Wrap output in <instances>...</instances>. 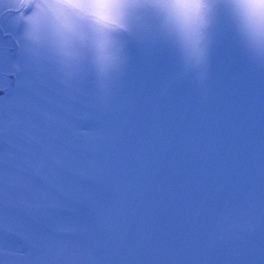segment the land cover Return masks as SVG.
I'll list each match as a JSON object with an SVG mask.
<instances>
[{
  "label": "rangeland",
  "instance_id": "obj_1",
  "mask_svg": "<svg viewBox=\"0 0 264 264\" xmlns=\"http://www.w3.org/2000/svg\"><path fill=\"white\" fill-rule=\"evenodd\" d=\"M8 2L0 15L14 20ZM130 2L125 23L151 21L164 55L136 51L104 90L89 67L41 58L34 42L26 49L15 83L29 95L9 103L59 117L53 128L69 140L88 127L83 148L95 151L69 146L65 166L29 173L27 188L0 183V224L33 231L53 252L66 242L93 249L101 264H264V50L241 34L233 0H205L218 5L214 24L202 12L184 29L187 59L164 10L151 7L158 0ZM36 11L25 21L31 38L49 14ZM117 147L130 163L110 169Z\"/></svg>",
  "mask_w": 264,
  "mask_h": 264
},
{
  "label": "snow or ice",
  "instance_id": "obj_2",
  "mask_svg": "<svg viewBox=\"0 0 264 264\" xmlns=\"http://www.w3.org/2000/svg\"><path fill=\"white\" fill-rule=\"evenodd\" d=\"M24 5L16 15L18 21L0 15V69L4 82H0V137L4 148L0 150V183L5 189L29 187L25 176L44 170L63 168L69 156V146L86 153L95 151L83 148V138L90 135L88 127L75 129L69 140L57 134L53 123L59 117L48 113L42 121L30 114H23L9 103L26 63V49L35 43L41 58L65 64L89 67L95 78L106 88L113 73L123 71L132 62L136 51L148 58L162 57L165 42L151 27V21H142L139 30H130L125 23V11L135 7L130 0H20ZM46 7L48 15L39 17L32 41L26 39L28 19L36 17L37 7ZM164 10L171 39L176 42L187 59V46L181 34L193 19L202 12L214 24L216 3L205 0H158L151 5ZM233 10L241 34L247 41L264 50V0H233L227 5ZM210 48V47H209ZM209 49L207 52L208 58ZM30 59V58H29ZM10 69V70H8ZM124 148H114L107 157L110 169H119L128 161ZM90 158V157H89ZM0 264H101L93 249L75 250L66 242L53 252L38 239L33 231L11 228L0 224ZM64 235H72L64 230ZM123 238L121 239L122 243ZM55 255L56 259H52Z\"/></svg>",
  "mask_w": 264,
  "mask_h": 264
},
{
  "label": "flooded vegetation",
  "instance_id": "obj_3",
  "mask_svg": "<svg viewBox=\"0 0 264 264\" xmlns=\"http://www.w3.org/2000/svg\"><path fill=\"white\" fill-rule=\"evenodd\" d=\"M16 9V7H15ZM16 10L13 11L11 14L13 16V19H16L17 17L15 16L16 15ZM25 36H26V39H28L29 41H32V38L29 36L28 33H25ZM26 63H28V61L26 60ZM3 74V73H1ZM0 82H2V80L0 79ZM13 95L19 99H23V98H26L28 97V91L26 89H24L23 87H16L14 90H13Z\"/></svg>",
  "mask_w": 264,
  "mask_h": 264
},
{
  "label": "clouds",
  "instance_id": "obj_4",
  "mask_svg": "<svg viewBox=\"0 0 264 264\" xmlns=\"http://www.w3.org/2000/svg\"><path fill=\"white\" fill-rule=\"evenodd\" d=\"M45 2H46V0H45ZM48 11L50 12V10L48 9Z\"/></svg>",
  "mask_w": 264,
  "mask_h": 264
}]
</instances>
